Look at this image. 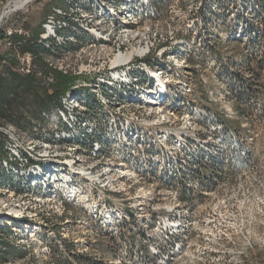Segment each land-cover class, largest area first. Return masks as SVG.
<instances>
[{
  "label": "bare ground",
  "instance_id": "1",
  "mask_svg": "<svg viewBox=\"0 0 264 264\" xmlns=\"http://www.w3.org/2000/svg\"><path fill=\"white\" fill-rule=\"evenodd\" d=\"M32 1L22 0L15 7L21 8ZM58 1L63 6L51 8L42 23L40 40L52 39L73 48L46 62L52 70L76 76V81L84 80L76 82L73 91L90 88L99 105L91 110L79 96L69 92L59 109L44 116L46 124L40 129V139L19 134L12 126L0 127L1 133L8 134L7 164L12 166L15 176L24 178V185L30 190V193L19 194L21 202H36L34 186L41 178L45 180L47 172L50 178L65 180L66 189L62 187L61 193L54 192L60 201L81 203L96 225L102 218L109 219L108 228L99 225L98 232L131 236L139 264H180L183 260L196 264H242L244 253L240 250L243 243L234 241L231 237L234 235L230 234L234 231L237 235L240 228L215 211L202 216L198 212L207 206L224 182L264 173L261 164L264 158L256 150V136L252 132L241 135L225 121V113L221 115L211 108L215 101L213 91L206 92L211 106L196 103L195 82L192 71L187 69L195 68L193 74H196L195 70L203 68L201 65L207 66L213 70V77L227 89L224 94H230L228 84L220 75V67L228 61H222L216 50L213 58L207 57L205 51L207 45L216 49L217 40L228 43L237 35L243 37L244 45L247 44V31L255 20L253 11L258 8L253 2L247 6L241 0L213 3L219 17L209 18L210 23L206 24L201 15L206 0H188L193 8L188 13L190 21L185 31L192 33L191 39L183 42L174 37L165 38L158 46L153 41H141L129 50L133 38L130 39L128 33L139 32L133 41L143 33H151L148 24L154 25L165 18L174 0H162L167 6L161 10L154 7L151 0ZM220 33L226 37L218 38ZM14 34L17 32H9V37ZM78 37L88 39V42L74 48L78 46ZM95 46L110 48L112 53L102 62L98 73H90L84 68L79 72L69 70L68 62L72 56ZM178 46H184L179 49L181 54L176 52ZM10 47L7 42L0 53L9 51ZM148 59L153 66L145 62ZM22 62H27V70L32 74L36 68L34 57L22 55ZM14 70L25 74L21 69ZM38 76L47 85L49 74L38 73ZM172 76L174 81L168 78ZM200 77L202 86L209 89L208 81L203 75ZM134 104L140 109L155 104L160 111L152 117L126 112ZM167 110L174 113L176 124L170 115L167 116ZM180 118H187L184 119L186 122ZM79 139H87V142H75ZM58 149L69 151L77 160H71ZM83 158H88L89 163ZM99 161H110L106 168L116 170H103L104 174L94 175L95 170L89 166ZM82 162L87 163L86 167L80 165L78 169L76 164ZM114 175L135 177L150 186L158 185V191H165L166 203L161 206L159 200L165 202V198H160L158 193H149L138 207L126 209L128 204L119 200L120 183L115 181ZM111 203L118 208L110 210ZM23 261H11L10 264Z\"/></svg>",
  "mask_w": 264,
  "mask_h": 264
},
{
  "label": "rangeland",
  "instance_id": "2",
  "mask_svg": "<svg viewBox=\"0 0 264 264\" xmlns=\"http://www.w3.org/2000/svg\"><path fill=\"white\" fill-rule=\"evenodd\" d=\"M20 1L22 0H0V18L6 15V13L9 11V13L13 12L16 4H18ZM187 2L188 0H174L172 2V5L169 7L168 14L165 16V18H161V22L159 21V23L157 22L154 25L152 23L148 24L151 26L152 32H147L145 34L143 33L140 38L136 39V41H133V39L139 36V32L137 34L136 30L130 31L128 35H130V39L133 38L131 39L133 43L131 46H129V50L133 47V45H140L141 41H153L152 43L158 46L159 43H162L163 40L165 41L170 37H174L176 40L183 42L191 39L192 33H187L185 31V26L190 21L188 13L192 10L191 8L193 7H191V4ZM54 6H63V3L61 4L56 0L33 1L25 7L27 10L26 13L22 16L24 22L20 21L19 23L15 24H13L12 22L10 24H5V27H7L8 25H12L14 27L18 26L22 27L23 29H30L37 32L40 25L44 22L46 16L49 14L51 8ZM133 32L135 33L133 34ZM221 37H226V35L220 33L218 38ZM241 37L242 36L237 35L236 37H234L233 41L223 43L221 47H216L217 54L220 56V59H222V61L226 60L228 62H231L234 60L237 61L240 59H244L246 55L245 50L247 49V44L244 45V39H242L243 37ZM251 45L253 46V42H251ZM95 47H91L88 50L77 54L78 56H72L73 58L71 57L68 62L69 70L72 72H79L80 68H84L87 69L90 73L97 72L98 69L102 66V62L104 60L106 61L112 55V53L110 51V48H106L103 46H97L96 48ZM182 47L184 46H178L176 48V52L178 54H181L180 50ZM263 57L264 56L253 55L251 58H249V63L245 66V68H240L237 70L238 75H240L241 77V82L245 84V88L244 86L241 87L242 83H240L239 87H241V89L237 94L233 96L231 94V91L229 92L230 94H224L227 89L225 88V86H222V83H219L218 79L213 77V70L209 69L207 66L201 65V67L203 68L195 70L196 72H194L196 74H193V70L195 68L191 69L190 67V69H187V71H192L197 99L203 97L204 91V102H202V104L205 105L209 102V95H207L206 92L208 93L209 91H213V100L215 99V101L213 102L214 105L211 103V105L213 106L211 108H214V111L220 113L221 115L222 113H225L224 115L227 116L225 118V121L229 126L234 128L241 135L252 132V134L256 136V150L258 154L264 158V154L260 151L262 150V147H264ZM169 73L172 74L171 72ZM156 75L159 76L160 74L158 73ZM200 75H203V77L208 81V88L210 90L202 86V84L200 83V78L202 77H200ZM168 78H170V81H174L175 77L172 76ZM227 80L228 79L226 77V81ZM243 100H245V102H243ZM148 106L151 109L149 107L140 109L137 107V104H134V107L129 108V110H127L126 112L137 114L140 113L144 114L146 117H152L157 115V113L160 111V109L157 107L158 105L151 104ZM167 113L166 115H170L169 117L172 118V122L175 123L176 118L173 117L174 113L168 112V110ZM228 113L229 115H227ZM180 119H182V121L185 123L186 120L184 119L187 118ZM0 127H5L3 126L1 121ZM16 131L21 134L17 129ZM58 150L64 151V155L69 157L71 160H77L75 155H73V157L70 156L69 151H66L65 149ZM82 160L88 161L89 163L88 158H83ZM93 163V166L90 165L89 167L90 169L93 168V170H95V172L93 173L94 175H102L104 174L105 170H110L109 172H114L116 170L113 168H106L108 165L110 166V161H99ZM85 164L87 163L82 162L80 164H76V167L80 169L81 167H86ZM116 164L117 163L115 162L114 166L117 167ZM49 169L51 168L49 167ZM49 172L51 174V171ZM107 175L109 176L110 174ZM113 177L115 181H117V183H120L121 193H119L120 196H118L119 200H122V203L125 202V204H128L126 209H128V207L130 206L133 208L138 207L141 204V201L145 199V196L152 193H158V196L160 198H165V191H158V185L150 186L148 184H144L141 181H137L135 177L124 178L120 175H114ZM44 178L45 180L41 178L38 181L39 183L34 186V188L36 189L34 190V192H36L37 195L34 197V201L36 202H33L32 204H30L31 202H26L25 204L22 203L21 197L19 196L18 192L13 191L8 187L0 188V224L4 226L10 225L9 227H11V230L14 234L13 238L15 239V242L17 240V243L26 245L30 248L31 251L28 257H26V259L24 258V261L20 264H90L97 262H102L104 264H139V262L135 259L134 252L136 249L133 238L131 236H114L98 232L97 228L99 225L102 226V228H108V225L110 224L109 219L102 218L101 220H99L100 223L96 225L91 220V216L86 213L85 207L81 203H79L78 201L75 204H73V202L66 203L60 201L58 197H56V194H54V192L61 193L60 189L62 187L63 190L66 189L64 182L65 180L61 179L57 181L56 178H50L47 172L46 177ZM228 181L224 182L222 184L223 186L219 187L217 193H215L210 198L207 206H205L202 211L200 210L198 212L199 216H202V214L210 215L215 211L214 213H219V215L223 216V218H226L234 223V225L240 228V231L237 235L234 233V231L230 232V234L234 235V237L231 235L234 241L237 240L243 243L241 247L242 249L240 250L244 253L242 255V264H264V209L261 210V205H263L264 207V173H257L246 179H231ZM42 188L44 189V193L42 192ZM261 194L263 197L261 196ZM32 196H34V194H32ZM163 203H166V198L165 202L162 201V199L159 200V204L161 206L164 205ZM114 205V203H111L110 210H115V208H118V205ZM215 205L218 206V209ZM27 207L29 208L27 209ZM44 216L46 217V219ZM46 222H48V224ZM61 224H64V226H62L64 227L63 229H60L61 226H58ZM56 231H59V233H56ZM248 242L249 244H247ZM71 245L75 246L74 253L78 255L76 258L81 259V262L77 261V259L73 257L67 256L68 252L66 246L70 247ZM56 254H59V258H56ZM10 263L11 261L6 264ZM181 263L196 264L191 260H183L181 261ZM0 264L5 263L0 260Z\"/></svg>",
  "mask_w": 264,
  "mask_h": 264
},
{
  "label": "trees",
  "instance_id": "3",
  "mask_svg": "<svg viewBox=\"0 0 264 264\" xmlns=\"http://www.w3.org/2000/svg\"><path fill=\"white\" fill-rule=\"evenodd\" d=\"M56 1L62 4V2L58 0ZM75 1L80 2L81 0ZM151 1L153 6H156V8L160 10L165 9L167 6V3L162 0ZM221 1L235 3L236 0H206L201 10V15L206 24L210 23L209 18L219 17L214 11V4L221 3ZM241 1L247 6L253 2L252 4H254L258 10H256V12L253 11L255 14V20L251 23V29L247 31V52L245 53L246 55L244 59L229 61L220 67V75L228 84L232 96L237 94L242 86L245 88V84L241 82V77L238 75L237 70L245 68L249 63V58L253 55L264 56V0ZM27 30L29 31L28 37L20 34L6 37L5 34L0 33L1 41L9 42L11 44V47L8 49L9 51L0 53V121L3 126H12L21 134L31 139H40L42 136L40 129L46 124L44 116L59 109L63 98H65L69 92L72 91L73 94L79 96L80 100H83L84 104H86L91 110H95L99 104L90 88H79L77 91H73L75 85V79H73V77L64 75L59 71H52L48 67L46 62L47 59L61 56L64 50L73 47L65 43L57 44L52 39L41 42L40 36L43 32L42 24L37 32L30 29ZM78 40V46H75L74 48H78L88 42V39L82 37H78ZM219 40L216 42L217 47L223 45L222 41ZM251 42H253V46L251 45ZM209 46L210 44L207 45L208 49L205 53L207 57L213 58L216 49L214 46L211 48H209ZM26 53H29L34 57L36 66L32 74L28 75L18 73L14 70L18 64L16 58L17 54L23 55ZM150 61L151 59H148L145 62L153 66L152 61ZM38 73H43L44 76L52 73L54 78L53 84L49 87L45 85L42 78L38 76ZM226 77L228 79L227 81ZM240 83H242L241 87H239ZM243 102H245V100H243ZM36 127L38 128L35 129ZM6 142V136L0 132V188L8 187L19 194L30 193V190L24 185V178L22 179L20 176H15L10 168L12 166L7 164L8 157L5 150ZM75 142L85 143L87 142V139H79V141ZM46 223L48 224V222ZM9 226L10 225L4 226L0 224V260L5 264L9 261L24 259L31 253L29 247L17 243V240L15 242V239L13 238L14 234ZM58 226H61L60 229L64 228L62 227L64 224ZM56 233H59V231H56ZM66 248L68 257H73L81 262V259L76 258L78 255L74 253V245H71L70 247L66 246ZM56 258H59V254H56ZM90 264L104 263L97 262Z\"/></svg>",
  "mask_w": 264,
  "mask_h": 264
},
{
  "label": "built area",
  "instance_id": "4",
  "mask_svg": "<svg viewBox=\"0 0 264 264\" xmlns=\"http://www.w3.org/2000/svg\"><path fill=\"white\" fill-rule=\"evenodd\" d=\"M33 1H36V0H33ZM27 5L28 4H26L25 6H22L21 8H16L15 7L13 12L9 13L10 12L9 11V12L6 13V15L3 16V18H0V33L5 34L6 37H9V32H17V34L24 35V36H27V37L29 36V31L27 29H23L22 27H18V26L14 27L12 25H8L7 27H5L6 26L5 24H10L12 22H13V24L19 23L20 21L24 22V20L22 19V16L26 13L27 9L25 7ZM10 20H12V21H10ZM6 43L7 42H3L0 39V52H1V50L3 49V47H4V45ZM23 55H29V58L31 57V54H29V53H26V54H23ZM16 58H17L18 64H17V66L14 69H21L25 74H29L30 71L27 70V62H22V55L17 54ZM52 71H55V70H52ZM73 79H75V84H76V82H83L84 81V80L83 81H76V76H74ZM53 80H54V78L52 76V73H50L49 74V81L47 83L48 87L53 84ZM204 94H205V92L203 91V97L199 98V99H196V103L204 102ZM6 138L8 140V134H6ZM257 142H258V139H257ZM261 164H263V167H264V163H261ZM202 205H203V200H202ZM200 206L201 205H198V207H200Z\"/></svg>",
  "mask_w": 264,
  "mask_h": 264
},
{
  "label": "crops",
  "instance_id": "5",
  "mask_svg": "<svg viewBox=\"0 0 264 264\" xmlns=\"http://www.w3.org/2000/svg\"><path fill=\"white\" fill-rule=\"evenodd\" d=\"M204 106H211L209 103H206ZM211 107H213V106H211ZM216 109V108H215ZM213 110H214V108H213ZM217 110V109H216ZM263 154H264V147H262V150H260Z\"/></svg>",
  "mask_w": 264,
  "mask_h": 264
}]
</instances>
